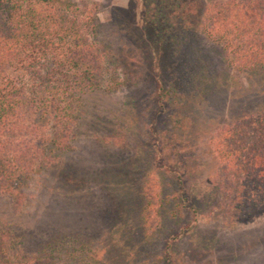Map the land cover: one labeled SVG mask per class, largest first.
I'll return each instance as SVG.
<instances>
[{
    "label": "rangeland",
    "instance_id": "1",
    "mask_svg": "<svg viewBox=\"0 0 264 264\" xmlns=\"http://www.w3.org/2000/svg\"><path fill=\"white\" fill-rule=\"evenodd\" d=\"M68 1L95 6L109 50L143 62L131 84L83 97L72 149L26 181L21 208L0 194V221L31 246L64 235L89 264H264V213L228 215L212 184L216 131L264 108V67L236 66L199 32L221 0H181L186 22L163 50L150 0Z\"/></svg>",
    "mask_w": 264,
    "mask_h": 264
},
{
    "label": "trees",
    "instance_id": "2",
    "mask_svg": "<svg viewBox=\"0 0 264 264\" xmlns=\"http://www.w3.org/2000/svg\"><path fill=\"white\" fill-rule=\"evenodd\" d=\"M150 1L144 8L149 33L163 50L172 41L171 27L181 30L186 22V9L181 0ZM100 28L93 5L0 0V194L15 209L26 201V181L72 149L83 97L96 90L114 93L138 78L143 61L112 53ZM198 28L229 62L264 67V0L216 2L204 9ZM174 41L172 52L179 44ZM211 147L212 184L227 201L225 213L246 220L263 214L264 108L219 128ZM144 200L143 210L150 202L147 195ZM75 242L55 235L31 246L0 221V264H89Z\"/></svg>",
    "mask_w": 264,
    "mask_h": 264
}]
</instances>
